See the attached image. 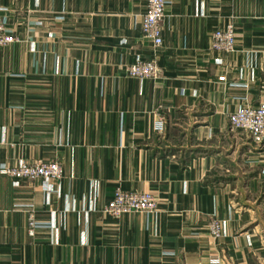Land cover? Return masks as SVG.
Listing matches in <instances>:
<instances>
[{"label":"crops","instance_id":"crops-1","mask_svg":"<svg viewBox=\"0 0 264 264\" xmlns=\"http://www.w3.org/2000/svg\"><path fill=\"white\" fill-rule=\"evenodd\" d=\"M168 1L156 50L147 0H0V264H264V144L229 123L264 103V0ZM137 59L159 79L128 78ZM20 160L62 164L49 197L2 174ZM117 188L158 212L104 216Z\"/></svg>","mask_w":264,"mask_h":264},{"label":"built area","instance_id":"built-area-1","mask_svg":"<svg viewBox=\"0 0 264 264\" xmlns=\"http://www.w3.org/2000/svg\"><path fill=\"white\" fill-rule=\"evenodd\" d=\"M168 0H147L146 11L142 18V34L154 49L163 46L162 26L166 17ZM18 42L16 36L8 30L6 20L0 16V50ZM213 52L232 54L236 51V33L232 25L215 31L211 36ZM126 76L139 80H157L161 71L154 62L137 59L125 68ZM230 130L248 133L257 145L264 144V103L257 107L244 106L229 116ZM160 130H162L160 126ZM2 174L11 178L15 186L23 180L43 182L47 197L52 193L51 182H59L63 175V166L59 161L34 162L20 160L14 167H4ZM158 212V201L151 193L125 192L117 188L112 200L102 210V214L114 220L133 213L154 214ZM41 225L35 218L33 210L29 215V233L36 234ZM209 235L213 240H220L226 235L223 221L213 218L208 225ZM213 264H219L216 259Z\"/></svg>","mask_w":264,"mask_h":264},{"label":"rangeland","instance_id":"rangeland-1","mask_svg":"<svg viewBox=\"0 0 264 264\" xmlns=\"http://www.w3.org/2000/svg\"><path fill=\"white\" fill-rule=\"evenodd\" d=\"M129 78V77H128ZM139 80V79H138ZM34 163V162H33ZM211 219H213V218H211ZM217 219V218H216ZM211 221V220H210ZM210 223V222H209ZM209 225V224H208ZM208 234H209V231H208ZM210 236V235H209ZM210 238H211V236H210ZM224 238V237H223ZM221 240V239H220ZM216 241H218V240H216Z\"/></svg>","mask_w":264,"mask_h":264}]
</instances>
